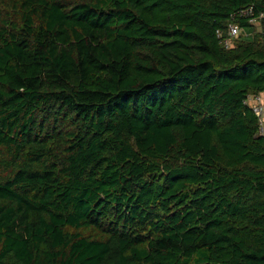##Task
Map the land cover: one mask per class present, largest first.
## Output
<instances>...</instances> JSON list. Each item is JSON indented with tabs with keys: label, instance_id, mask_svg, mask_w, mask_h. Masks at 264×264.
I'll return each mask as SVG.
<instances>
[{
	"label": "trees",
	"instance_id": "trees-1",
	"mask_svg": "<svg viewBox=\"0 0 264 264\" xmlns=\"http://www.w3.org/2000/svg\"><path fill=\"white\" fill-rule=\"evenodd\" d=\"M248 6L0 0V264H264Z\"/></svg>",
	"mask_w": 264,
	"mask_h": 264
},
{
	"label": "built area",
	"instance_id": "built-area-1",
	"mask_svg": "<svg viewBox=\"0 0 264 264\" xmlns=\"http://www.w3.org/2000/svg\"><path fill=\"white\" fill-rule=\"evenodd\" d=\"M252 6L241 9L239 12L243 14L250 13L248 22L253 24L254 22L259 23L260 20L264 19V10L258 11L255 15L252 14ZM241 27L236 23H228L225 31V36H221L220 31H217V35L221 36V43L224 47L230 46L229 37H234L239 34ZM245 103L256 118V133L264 136V96L260 92H248L243 98Z\"/></svg>",
	"mask_w": 264,
	"mask_h": 264
},
{
	"label": "rangeland",
	"instance_id": "rangeland-1",
	"mask_svg": "<svg viewBox=\"0 0 264 264\" xmlns=\"http://www.w3.org/2000/svg\"><path fill=\"white\" fill-rule=\"evenodd\" d=\"M259 23L254 22L251 27H243L240 29L239 34H237L234 37H229L230 45L233 44V42L238 39L239 37H243L245 39H250L251 35L258 30Z\"/></svg>",
	"mask_w": 264,
	"mask_h": 264
}]
</instances>
